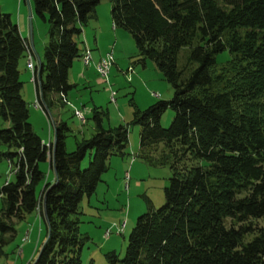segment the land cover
I'll list each match as a JSON object with an SVG mask.
<instances>
[{"label": "trees", "instance_id": "1", "mask_svg": "<svg viewBox=\"0 0 264 264\" xmlns=\"http://www.w3.org/2000/svg\"><path fill=\"white\" fill-rule=\"evenodd\" d=\"M30 1L34 15L47 22L39 84L36 63L29 70L37 101L49 113L50 96L74 87L67 72L99 0ZM109 1L111 21L130 34L136 60H152L172 95L132 109L137 157L168 165L171 173L163 204H147L127 235L123 257L104 254L108 264H264V0ZM224 49L228 58L217 62ZM31 50L0 11V118L8 122L0 128V144L7 148L0 159L13 170L0 185V236L10 238L12 220L36 212L45 225L44 242L27 264H80L87 237L78 231L79 203L94 192L109 156L126 154L127 124L102 128L104 113L92 107L94 132L72 151H65L62 121L53 124L52 142L42 143L20 95L17 61L28 51L32 57ZM166 108L172 117L162 128ZM39 162L53 165L54 179L36 194L45 178Z\"/></svg>", "mask_w": 264, "mask_h": 264}, {"label": "rangeland", "instance_id": "2", "mask_svg": "<svg viewBox=\"0 0 264 264\" xmlns=\"http://www.w3.org/2000/svg\"><path fill=\"white\" fill-rule=\"evenodd\" d=\"M29 5L33 54L30 57L31 54L28 51L26 56H21L17 61L18 77L21 81L20 95L26 102L27 121L30 123L32 131L43 139H46L49 131L51 140H53V124L58 123L54 122L55 111L45 113L42 109V100L37 101L34 94V84L31 81L33 80V71L29 70L31 62L36 63L35 53L41 57L42 48L47 41V22L34 15L30 0ZM109 7V0L97 2L93 12V15H97V21L102 22L105 15L110 17ZM17 10L24 15L25 30L22 31V34L27 35L26 1L0 0V11L8 13L13 22H16ZM92 20L93 16L87 21L91 23ZM110 25L111 21L109 20L108 28ZM116 28L124 31L126 35V39L121 38L120 43L126 45L125 48H127V44L134 47L128 31L119 26ZM78 38L82 40L81 34ZM78 45H81V42ZM84 47L81 48L78 57L86 66L83 55L86 52L90 54V51L85 49L81 54ZM106 48L109 50V47ZM107 50L102 53L103 56L101 55L100 58L110 63L106 76L99 73V61L94 63L97 79L94 78L88 86L78 84L68 90L66 104L63 103L55 108L57 116L68 128L64 140L66 152L74 149L75 142L89 138L94 132V122L91 118L92 107H97L104 113L101 115L100 122L102 128L127 124L126 154L109 156L106 161V169L100 175L94 192L89 197H83L79 203V214L76 215L79 221L78 231L87 237L80 248V264H108L104 254L111 251L115 253L116 259L120 260L124 254L127 235L134 225L136 217L146 211L147 204L153 208L163 204V188L167 185L171 173L168 165L148 164L137 157L136 149L131 150V145L135 147L138 145V127L130 123L133 108L142 110L157 100H169L172 95L170 85L156 69L153 61L148 58L145 59L146 67L141 69V64L134 61L135 56H128L124 68L127 64L132 67V62H134V67L138 72L132 69L131 72L122 74L115 69L112 64V53L109 54ZM186 50L187 47L183 46L177 53L178 68L185 61ZM228 55L226 49L221 50L216 53V61L222 62L228 58ZM110 93L113 94L112 100ZM34 102H37L40 109L33 106ZM77 112L80 114L79 117ZM171 117L172 110L166 108L159 117L160 126L167 127ZM7 126L8 122L0 118V128ZM0 151H7V148L0 144ZM87 159L88 155H85L80 164L81 168L86 166ZM10 165L5 159H0V185L4 180L12 179L13 170ZM38 166L44 172L45 178L36 185V194L45 182H53L52 172L48 169L47 162H39ZM12 222L13 235L10 238L7 233L0 236L4 241V244L0 243V264H27L35 258L36 251L44 242V222L36 212L25 215L21 220H12ZM119 224L123 225L121 233L116 232V226ZM105 230H108L106 237H104Z\"/></svg>", "mask_w": 264, "mask_h": 264}, {"label": "crops", "instance_id": "3", "mask_svg": "<svg viewBox=\"0 0 264 264\" xmlns=\"http://www.w3.org/2000/svg\"><path fill=\"white\" fill-rule=\"evenodd\" d=\"M17 19H16V25L18 27V30L22 36H26L28 39V36L25 34H22V31L25 30V21H24V15L20 13L19 10H17ZM109 20L111 21V18L108 15L103 16V21L100 22L99 20L97 21V15H93V20L91 23L86 22L85 25L82 27L81 31V45H80V50L83 46H85L81 54H83V51L89 50L90 51V59L89 63L84 66L83 62L80 60L81 58L76 57L72 60L71 66L67 72V82L69 84H73L74 87H76L78 84L80 85H85L88 86L89 83L96 78L97 74L95 72L96 69H94V63L96 64L99 61V57L101 58L103 55L102 53L107 50L106 47H109L111 49L112 53V59L114 64L115 69L122 74L124 72H129L127 71L133 69L136 70V67H134V62L133 66H125V60L128 56H135L136 62H139L141 64V69H144L146 67V60H143L142 62L136 60V51H135V46L133 47L130 44L123 45L120 43L121 38L126 39V35L124 31L121 29H117V26H114L112 21L110 28H108ZM108 45V46H107ZM33 51V49L31 50ZM85 55V54H84ZM83 55V56H84ZM102 55V56H101ZM81 57V56H80ZM99 63V62H98ZM111 71V67L109 69V73ZM138 72V70H136ZM98 73V72H97ZM135 78V76H134ZM97 79V78H96ZM132 79V78H131ZM73 88V87H72ZM66 94L63 96H59L58 94L56 95H51L50 98L53 100L52 104L50 105V112L55 111L54 114L56 115V119H54V122H59L61 121L59 116H57V112L55 110L56 106H60L61 104H66ZM83 106V105H81ZM41 142L44 143L45 145L48 144L49 142H52L51 136L49 135V131L47 133L46 139L41 138ZM128 141V140H127ZM136 149L137 152V147L131 145V150ZM48 165V162H47ZM48 169L52 172V169L48 167ZM49 175V174H47ZM52 179H54V175L52 172Z\"/></svg>", "mask_w": 264, "mask_h": 264}, {"label": "water", "instance_id": "4", "mask_svg": "<svg viewBox=\"0 0 264 264\" xmlns=\"http://www.w3.org/2000/svg\"><path fill=\"white\" fill-rule=\"evenodd\" d=\"M26 1V5H27V36H28V42L30 47L33 49L32 47V40H31V9H30V5H29V0H25ZM35 58H36V64H37V72H36V77H37V82L39 84L40 82V57L37 53H35ZM43 102V100H42ZM52 172L54 174V167L52 165Z\"/></svg>", "mask_w": 264, "mask_h": 264}, {"label": "built area", "instance_id": "5", "mask_svg": "<svg viewBox=\"0 0 264 264\" xmlns=\"http://www.w3.org/2000/svg\"><path fill=\"white\" fill-rule=\"evenodd\" d=\"M108 51V53H111V49L109 48V50H107ZM99 59V69L103 72V73H105V74H107V72H106V67H105V63H101V60H100V57L98 58ZM30 69H31V67H29ZM128 70V69H127ZM128 71H130V70H128ZM112 93H110V99L112 100ZM33 106L34 107H36V102H34L33 103ZM80 116V114L78 113V117ZM116 232H121L122 231V225H118V226H116ZM108 234V230H105V232H104V236H106Z\"/></svg>", "mask_w": 264, "mask_h": 264}, {"label": "bare ground", "instance_id": "6", "mask_svg": "<svg viewBox=\"0 0 264 264\" xmlns=\"http://www.w3.org/2000/svg\"><path fill=\"white\" fill-rule=\"evenodd\" d=\"M110 54V53H109ZM83 61H84V63L85 64H87V63H89V59H90V54H89V52H86L85 53V55L83 56ZM101 60V59H100ZM101 63H105V67H106V72L108 71V66H109V61H107V60H105V59H102L101 60ZM98 69H99V63H98ZM99 73L101 74V75H103L104 77L106 76V74L105 73H103L100 69H99ZM36 107H39V105L37 104V102H36ZM77 116H78V112H77ZM122 228H123V225H122Z\"/></svg>", "mask_w": 264, "mask_h": 264}]
</instances>
